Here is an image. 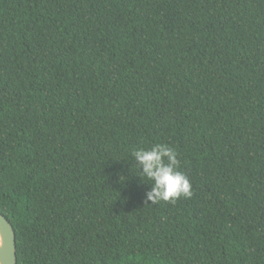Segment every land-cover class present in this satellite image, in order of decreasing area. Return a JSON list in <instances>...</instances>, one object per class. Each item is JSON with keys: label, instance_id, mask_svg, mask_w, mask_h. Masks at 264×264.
Returning <instances> with one entry per match:
<instances>
[{"label": "trees", "instance_id": "obj_1", "mask_svg": "<svg viewBox=\"0 0 264 264\" xmlns=\"http://www.w3.org/2000/svg\"><path fill=\"white\" fill-rule=\"evenodd\" d=\"M0 214L16 264H264V0H0Z\"/></svg>", "mask_w": 264, "mask_h": 264}, {"label": "clouds", "instance_id": "obj_2", "mask_svg": "<svg viewBox=\"0 0 264 264\" xmlns=\"http://www.w3.org/2000/svg\"><path fill=\"white\" fill-rule=\"evenodd\" d=\"M132 157L138 176L150 183L146 193L147 202L152 205L163 202H175L179 198L192 196L191 183L187 175L180 171V162L176 150L166 144H154L150 149H137Z\"/></svg>", "mask_w": 264, "mask_h": 264}, {"label": "water", "instance_id": "obj_3", "mask_svg": "<svg viewBox=\"0 0 264 264\" xmlns=\"http://www.w3.org/2000/svg\"><path fill=\"white\" fill-rule=\"evenodd\" d=\"M15 234L9 222L0 214V264H16Z\"/></svg>", "mask_w": 264, "mask_h": 264}]
</instances>
